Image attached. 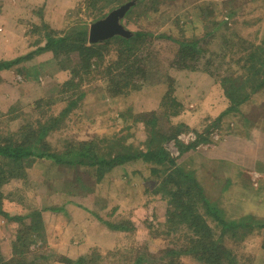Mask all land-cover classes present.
Masks as SVG:
<instances>
[{
    "label": "rangeland",
    "instance_id": "1",
    "mask_svg": "<svg viewBox=\"0 0 264 264\" xmlns=\"http://www.w3.org/2000/svg\"><path fill=\"white\" fill-rule=\"evenodd\" d=\"M128 1L130 0L125 3ZM137 2L129 8L128 16L121 24L130 33H151L152 36L145 38L146 44L142 52L151 53V60L147 59V71L152 63L154 67L145 76L133 77L139 83L138 89L131 91L127 97L114 99L107 96L104 80L85 73L75 76L77 88L60 94L58 90L61 84L70 77L67 63H75V55L58 58L50 50H37L44 45L45 39L41 28L37 30L36 25L44 22L49 27L46 31L50 32L52 29L64 31L75 20H83L88 25L93 22L85 12L83 0L5 2L8 8H4L2 14L0 12V60H11L26 54H30V57L14 64L9 70L0 71V76L4 79L0 82V132L7 135L17 128L20 117L23 116L24 119L25 116H35L43 108L46 109V104L43 103L41 108L32 106L40 98L44 102L54 100L56 104L53 108L57 105V111L63 106V101L70 98L75 100V106L62 127V133L56 132L49 138L52 145H56L59 139L87 140L120 133H128L127 142L137 145L145 139L144 127L139 123L133 126L130 124L131 127L125 129L126 119L123 117L131 119L139 112L147 113L152 110L162 114L159 105L167 88L171 87L172 94L181 103L182 109L170 121L187 123L185 125L189 129L182 128L179 134V139L185 143L196 138L195 129L204 133V142L216 143L223 137L248 140L251 136L252 139L255 135L262 136L264 87L239 105L236 110L239 112L230 111L218 119L228 106L218 81V76L223 73L228 61L209 49L215 48L216 41L221 36V33H214L213 25L220 20L224 21L229 12H235L230 18L231 23H228L235 27V36L228 38L234 42L239 38L255 43L263 40L264 0H237L238 3H227L225 0ZM0 3L3 4V0ZM79 6L80 10L76 12V7ZM160 34L169 35L173 39H202L204 52L196 62V69H179L174 62L177 44ZM242 47L244 45L238 42L234 50ZM110 57L111 54L106 59ZM80 93L83 95L78 96ZM120 112L124 113L122 118ZM74 113L76 116L73 118ZM12 115L19 117L11 119ZM204 142L201 144H206ZM259 143L262 145L260 139ZM164 145L177 157L175 161L179 167L192 172L201 182L209 202L224 212V218L246 223L245 227L229 231L224 239L234 257L232 264H264V229L255 225L258 221L264 222V216L257 215L259 212L264 214V180L253 171L249 173L241 168L206 161L197 148L178 156L172 141L165 142ZM236 148L239 151L242 146L237 145ZM136 163L141 174L130 173L132 167L127 168L128 174L123 168H115L106 175V181L96 183L93 172L87 168L76 166L72 169H57L49 161H37L27 169V181L14 179L3 185L2 191L6 196L2 202L3 208L10 215H24L42 205L59 206L64 202L58 212L46 210L43 213L52 231L47 247L55 252L63 249L69 256L73 255L72 259L93 250L102 256L116 250L122 251L118 255L125 253L117 259L107 260L113 262L127 261L128 256L137 251L141 254H158L170 241L162 228L166 201L155 193L154 179H145L150 174L148 165L141 160ZM217 167H221L223 171L214 170ZM69 181L74 183V186L69 184V187L71 191H76L75 194L67 193L66 183ZM249 203L255 210L254 215H244L245 206ZM94 214L112 222H122L130 228L120 231L111 229L97 220ZM210 225L213 229L216 228L214 224ZM18 229V223L0 215V252L3 256L10 250L11 239ZM215 232L218 234L219 230L216 229ZM39 243L33 247L41 249ZM130 247L134 249L127 252ZM184 258L181 261L185 264H202Z\"/></svg>",
    "mask_w": 264,
    "mask_h": 264
},
{
    "label": "trees",
    "instance_id": "2",
    "mask_svg": "<svg viewBox=\"0 0 264 264\" xmlns=\"http://www.w3.org/2000/svg\"><path fill=\"white\" fill-rule=\"evenodd\" d=\"M125 1L83 0V3L90 20L96 21ZM136 1H138L137 4H141L156 0ZM228 1L237 2V0H225L227 3ZM79 10L80 6L76 7V12ZM129 11L130 9L126 11L120 22H124ZM234 13H227L224 21L220 20L212 27L214 33H221V36L217 39L215 48L209 51L214 50L213 53H219L228 61L227 67L218 76L228 106L218 116V119L230 111H236L239 105L264 87V39L255 43L254 41L247 42L245 38H239L235 42L228 38V36L232 38L235 36L233 34L235 27L228 24L231 23L230 18ZM88 27V23L83 20H75L64 31L63 29H52L47 32L49 27L44 22L35 27L37 30L41 28L40 31L43 32L42 36L45 39L44 45L38 47L37 50H50L58 58L60 56L68 58L73 54L76 57L75 63H67V68H70V77L61 84L58 92L64 94L72 88H77L78 83L75 82V76L85 73L104 80V90L108 97L113 99L127 97L131 91L139 88V83L133 77L145 76L154 67L151 61V68L147 71L149 67L147 59L151 60V53L142 52L146 44L145 38L152 36L151 33L136 31L128 37L115 35L103 41L89 42ZM160 36L171 38L177 44L174 62L179 69H196V62L204 52L201 45L202 39L196 37L173 39L165 34H160ZM238 42L244 47L234 50ZM110 54L112 57L106 59ZM29 57L30 54H26L11 60H0V71L9 70L14 64H19L20 61ZM2 81L4 79L0 76V82ZM168 86L170 87L169 84ZM82 95L80 93L78 96ZM63 102V106L57 111V105L53 108L56 104L54 100L44 102V99L40 98L32 106L41 108V103H43L46 104V109L43 108L35 116H25L24 119L23 116L20 117L19 125L9 134L4 135L0 132V215L18 223L19 227L11 239V248L5 255L6 257L0 252V264H117V262L118 264H185L181 261L183 257L202 264H232L234 262V257L225 245L224 239L229 235V231L234 232L238 228L245 227L246 223L224 218V212L209 202L201 182L192 172L179 167L175 161L177 157L173 156L164 145L165 142L172 141L180 156L205 141L204 133L196 129L194 140L185 143L179 139L181 129L188 130L189 126L187 127L185 125L187 123L184 122L171 123L170 121V118L182 109L181 103L172 94L171 87L167 88L161 99L159 108L162 114H157L156 110H152L147 113L139 112L134 118L129 119L123 117L124 113L120 112V117L126 119L125 129L130 128V124L132 126L139 123L143 125L145 139L137 145L127 142L128 133L87 140L59 139L56 145H52L49 138L56 132L62 133L61 131L64 130L62 127L70 118L69 113L75 106L74 99L69 98ZM12 110L13 108L9 112L11 113ZM169 110L171 111L168 113ZM75 116L74 113L73 118ZM18 117L19 115H12L10 118L17 119ZM137 160L148 165L150 174L145 179H154L155 193L160 194L161 198L166 201L162 228L170 241L169 245L159 250L158 254H141L137 251L128 256L127 261L113 262L107 260L117 259L125 253L118 255L122 251L116 250L102 256L93 250L91 253L80 254L72 259L73 255L69 256L63 249L55 252L47 247L52 231L43 213L46 210L58 212L64 202L59 206L42 205L31 209L24 215H10L3 208L2 202L6 199L2 191L3 185L14 179L27 181V169L35 165L37 161H49L56 165L57 169H72L76 166L87 168L93 172L95 182L101 183L103 180L106 181V175L113 172L115 168L116 170L123 168L128 174L127 168L132 167L130 173L141 174L142 171L136 166ZM43 173L45 174L44 171ZM127 178L129 179L128 176ZM69 184L74 186V183L67 182V193L75 194L76 191H71ZM94 216L111 229L120 231L130 228L122 222H112L97 214ZM211 223L215 225V229L210 225ZM255 225L259 229H264V222L258 221ZM216 229L219 230L218 234L215 232ZM38 243L41 249L33 247ZM133 249L130 247L127 252ZM55 253L56 256H53Z\"/></svg>",
    "mask_w": 264,
    "mask_h": 264
},
{
    "label": "crops",
    "instance_id": "3",
    "mask_svg": "<svg viewBox=\"0 0 264 264\" xmlns=\"http://www.w3.org/2000/svg\"><path fill=\"white\" fill-rule=\"evenodd\" d=\"M11 1L13 0H3V4L0 5L1 14L4 8H8L5 5V2L11 3ZM252 138L253 136L250 137V139ZM259 139L264 146V134H262V136L255 135L254 139L250 140V142L241 138L233 140L231 137L230 139L223 137L216 143L214 141H208L204 142L206 144H199L196 148L201 154H203L204 160L206 161L219 162L220 164H224L227 166L241 168L242 170H247L249 173L253 171L259 176V178L264 180V147L260 145ZM237 145L242 146V148L240 149L241 151H238V149L236 148ZM200 147L202 149H200ZM259 151H261V153H259ZM214 170L223 171L221 167H217ZM254 211L255 210L253 209L252 204L249 203L245 206L244 215H254ZM257 215L264 216V214H260V212L257 213Z\"/></svg>",
    "mask_w": 264,
    "mask_h": 264
},
{
    "label": "water",
    "instance_id": "4",
    "mask_svg": "<svg viewBox=\"0 0 264 264\" xmlns=\"http://www.w3.org/2000/svg\"><path fill=\"white\" fill-rule=\"evenodd\" d=\"M136 3V0H130L119 7L112 9L106 16L93 21L89 25L88 41L97 42L109 39L115 35L130 36V31L125 29L120 20L124 17L126 11Z\"/></svg>",
    "mask_w": 264,
    "mask_h": 264
}]
</instances>
